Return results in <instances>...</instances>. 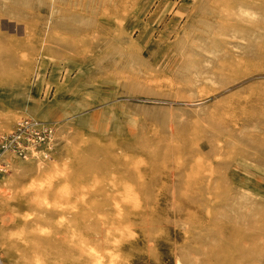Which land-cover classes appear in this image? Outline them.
I'll use <instances>...</instances> for the list:
<instances>
[{
    "label": "rangeland",
    "instance_id": "374dc122",
    "mask_svg": "<svg viewBox=\"0 0 264 264\" xmlns=\"http://www.w3.org/2000/svg\"><path fill=\"white\" fill-rule=\"evenodd\" d=\"M0 264H264V0H0Z\"/></svg>",
    "mask_w": 264,
    "mask_h": 264
},
{
    "label": "built area",
    "instance_id": "2783aa9c",
    "mask_svg": "<svg viewBox=\"0 0 264 264\" xmlns=\"http://www.w3.org/2000/svg\"><path fill=\"white\" fill-rule=\"evenodd\" d=\"M56 122L22 117L15 127L0 136V159L14 155L28 160L36 155L48 156L55 143ZM4 169V166H0Z\"/></svg>",
    "mask_w": 264,
    "mask_h": 264
}]
</instances>
